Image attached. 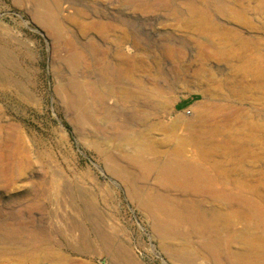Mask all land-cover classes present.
I'll return each mask as SVG.
<instances>
[{
    "label": "rangeland",
    "instance_id": "374dc122",
    "mask_svg": "<svg viewBox=\"0 0 264 264\" xmlns=\"http://www.w3.org/2000/svg\"><path fill=\"white\" fill-rule=\"evenodd\" d=\"M0 52V264H264V0H0Z\"/></svg>",
    "mask_w": 264,
    "mask_h": 264
},
{
    "label": "crops",
    "instance_id": "0c3cea01",
    "mask_svg": "<svg viewBox=\"0 0 264 264\" xmlns=\"http://www.w3.org/2000/svg\"><path fill=\"white\" fill-rule=\"evenodd\" d=\"M195 95H189L175 105V110L178 112H187L195 109L197 100H194ZM181 107V108H180ZM180 108V109H179Z\"/></svg>",
    "mask_w": 264,
    "mask_h": 264
},
{
    "label": "bare ground",
    "instance_id": "6f19581e",
    "mask_svg": "<svg viewBox=\"0 0 264 264\" xmlns=\"http://www.w3.org/2000/svg\"><path fill=\"white\" fill-rule=\"evenodd\" d=\"M39 1H40L41 4H44V3H45V0H39ZM194 16L204 20V19H205V10H197V11H194V12H193V17H194ZM41 19H42V18H41ZM45 20H46V19H45ZM43 24H44V22H43ZM56 29H57V28H56ZM56 29H55V30H56ZM56 31H57V30H56ZM52 34H54V33L52 32ZM54 35H55V34H54ZM2 51H3V50H2ZM0 53L2 54V52H0ZM3 55H4V54H3ZM3 59H4V58H3ZM3 59H2V60H3ZM5 59H6V58H5ZM5 62H6V61H5ZM2 74H3V73H2ZM7 82H8V81H7ZM128 95H129V94H128ZM186 114H187V113H186ZM10 171H11V170H10ZM185 171H187V170H184L183 173H184ZM7 172H8V171H7ZM164 172L167 173V174H168V173H171L170 170H169L168 168H165V169H164ZM2 177L5 178V177H6V174H5V171H3V169H2V167H1V165H0V180L2 179ZM87 207H88V206H87ZM91 209H92V207H91ZM92 210H93V209H92ZM93 213H94V211H93ZM185 218L187 219L188 217H185ZM91 220H92V219H91ZM93 220H94V219H93ZM92 223H94V222H92ZM94 227H95V226H94ZM95 232H96V231H95ZM100 239H101V238H100ZM102 239H103V238H102ZM107 240H109V239H107ZM107 240H106V241H107ZM109 241H110V240H109ZM109 241H108V243H109ZM109 244H110V243H109ZM106 245H107V244H106Z\"/></svg>",
    "mask_w": 264,
    "mask_h": 264
},
{
    "label": "built area",
    "instance_id": "2783aa9c",
    "mask_svg": "<svg viewBox=\"0 0 264 264\" xmlns=\"http://www.w3.org/2000/svg\"><path fill=\"white\" fill-rule=\"evenodd\" d=\"M186 113H187V115H190V114H191V112H190V111H187Z\"/></svg>",
    "mask_w": 264,
    "mask_h": 264
}]
</instances>
